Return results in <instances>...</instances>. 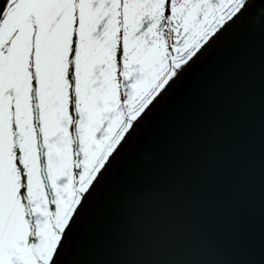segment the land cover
Listing matches in <instances>:
<instances>
[{"label": "snow or ice", "instance_id": "snow-or-ice-1", "mask_svg": "<svg viewBox=\"0 0 264 264\" xmlns=\"http://www.w3.org/2000/svg\"><path fill=\"white\" fill-rule=\"evenodd\" d=\"M237 29L264 38V0H0V264H264V243L221 240L195 196L194 172L242 148L211 127L216 151L185 169L112 173L114 244L64 243L118 154L139 161L158 105L181 85L222 95L221 74L193 69ZM247 150L264 186V57Z\"/></svg>", "mask_w": 264, "mask_h": 264}, {"label": "water", "instance_id": "water-1", "mask_svg": "<svg viewBox=\"0 0 264 264\" xmlns=\"http://www.w3.org/2000/svg\"><path fill=\"white\" fill-rule=\"evenodd\" d=\"M262 57L264 38L250 30L237 29L217 47L209 46L193 75L205 70L221 74L222 95L193 94L181 85L172 99L158 105L159 114L153 110L155 118L141 136L139 161L129 158L122 166L124 153L118 154L111 172L105 173L79 211L65 245L87 254L114 244L123 225L106 190L112 173L120 177L125 169L138 166L148 172L185 169L192 160L216 151L206 134L211 127L227 131L242 148L230 163L218 158L194 172L195 196L221 240L259 249L264 243V186L259 154L248 152L247 146L259 136Z\"/></svg>", "mask_w": 264, "mask_h": 264}]
</instances>
